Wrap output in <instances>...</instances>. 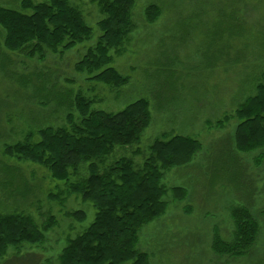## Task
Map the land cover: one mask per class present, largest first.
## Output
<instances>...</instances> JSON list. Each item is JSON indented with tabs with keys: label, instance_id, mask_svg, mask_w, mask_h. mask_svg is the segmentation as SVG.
Wrapping results in <instances>:
<instances>
[{
	"label": "rangeland",
	"instance_id": "374dc122",
	"mask_svg": "<svg viewBox=\"0 0 264 264\" xmlns=\"http://www.w3.org/2000/svg\"><path fill=\"white\" fill-rule=\"evenodd\" d=\"M21 1L0 0V7L18 9ZM69 1L93 34L64 56L47 52L40 59L10 52L0 28V216L24 214L38 225L48 215L57 221L45 243L11 248L0 264H58L68 241L94 220L90 203L71 196L62 205L51 198L65 186L45 167L5 153L31 132L65 126L68 111L60 104L81 92L96 101L94 109L108 112L148 101L151 124L130 152L137 147L146 152L164 135L190 137L202 146L191 164L165 174L167 190L180 187L187 194L175 202L169 192L165 215L139 233L137 250L149 254L150 264H264V162L258 165L257 152L235 150L236 121L224 129L208 127L233 114L264 84V0H134V30L123 51L111 53L112 66L128 78L120 90L76 72L101 35L103 16L92 0ZM150 5L161 9L153 23L145 16ZM239 207L257 221V240L244 256L217 255L214 235L233 241L232 211ZM80 210L87 214L85 222L66 216Z\"/></svg>",
	"mask_w": 264,
	"mask_h": 264
},
{
	"label": "trees",
	"instance_id": "16d2710c",
	"mask_svg": "<svg viewBox=\"0 0 264 264\" xmlns=\"http://www.w3.org/2000/svg\"><path fill=\"white\" fill-rule=\"evenodd\" d=\"M103 18L98 22L101 35L87 50L75 70L87 81L117 90L128 83L113 65L112 52L119 54L134 30V0H92ZM161 15L157 5L145 10L149 23ZM0 28L6 50L27 58L44 59L47 52L64 56L78 44L90 40L93 29L80 9L69 0H22L18 9L0 7ZM70 93L60 107L68 111L66 125L46 127L12 146L7 156L45 167L53 180L65 188L51 198L62 205L76 197L95 210L93 222L70 239L58 257V264H150L149 254L137 250L139 233L165 215L170 192L175 202L187 192L180 187L170 191L162 181L166 172L191 164L201 152L198 140L166 135L156 139L145 152L137 147L151 124L147 100H137L118 112L94 109L96 101L84 94ZM236 121L235 150L241 154L257 152L256 162H264V84L244 100L233 114H225L210 129H224ZM130 153V154H129ZM144 153L143 163L137 157ZM129 154V155H127ZM264 216V209L262 210ZM85 222V211L66 213ZM233 241L215 233L212 250L234 258L246 255L254 246L259 225L247 208L232 211ZM57 224L48 215L38 225L30 216H0V259L9 249L23 244L38 245ZM36 262V261H35Z\"/></svg>",
	"mask_w": 264,
	"mask_h": 264
}]
</instances>
